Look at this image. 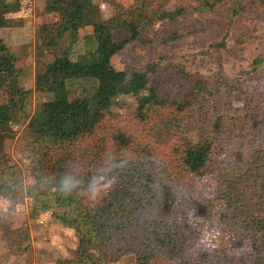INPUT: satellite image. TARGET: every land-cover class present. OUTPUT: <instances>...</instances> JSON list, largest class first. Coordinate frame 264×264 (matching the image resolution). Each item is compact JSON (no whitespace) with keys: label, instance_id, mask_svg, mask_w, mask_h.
<instances>
[{"label":"trees","instance_id":"1","mask_svg":"<svg viewBox=\"0 0 264 264\" xmlns=\"http://www.w3.org/2000/svg\"><path fill=\"white\" fill-rule=\"evenodd\" d=\"M103 1L113 8V16L106 20L93 0H46L40 13L53 16L41 23L37 37L40 49L54 59L34 75V91L51 95L37 106L26 126L35 180L42 175L58 178L71 164L87 174L106 157L111 156L108 165L121 161L120 166L108 168L106 176L113 183L92 205L79 194L64 198L40 183L25 187L33 213L49 211L75 233L76 257L57 264H112L126 253L133 254L135 264H264V253L249 237L242 253L230 254L225 248L203 251L200 233L190 221L192 215L204 217L215 208L218 220L234 227L237 235L255 230L264 242V149L256 148V117L264 116V77L253 82V77H205L181 70L192 87L185 95L171 97L150 86L156 64L126 70L111 64L149 26L211 12L221 0H197L194 6L171 10L165 0H131L128 6ZM8 6L0 0L1 15L15 10ZM263 13L264 0H231L226 18L229 26H237L241 15ZM85 27L92 28L84 37L87 48L71 59L78 32ZM65 38L68 45L61 46ZM15 61L0 38V92L6 96L0 104V190L8 191L16 186L15 165L3 154L1 143L13 114L23 109L30 93L19 84L22 69ZM263 62L256 58L254 68ZM51 71L62 76L52 78ZM79 82L90 84L92 90L79 84L81 93L72 95V84ZM144 92L140 101L150 112L136 114L135 119L149 126L148 137L115 122L110 110L117 97ZM193 134L195 140L190 139ZM164 137L181 151L187 180L206 176L215 181L210 198L193 188L171 198L163 195L164 189L159 193L150 157ZM237 146L247 153L234 163L224 161L223 153ZM129 153L134 157L128 158Z\"/></svg>","mask_w":264,"mask_h":264},{"label":"rangeland","instance_id":"2","mask_svg":"<svg viewBox=\"0 0 264 264\" xmlns=\"http://www.w3.org/2000/svg\"><path fill=\"white\" fill-rule=\"evenodd\" d=\"M45 1L5 0V3L15 10L0 14L3 23V26H0V38L15 55L14 65L22 69L20 86L30 91L23 109L13 114L1 143L3 154L15 165L13 178L17 179V182L11 191L6 188L0 190V195L8 196L13 201L6 210L0 212V264H57L60 260L76 257L77 239L74 231L53 219L49 211L33 213L32 202L25 193V187L29 186L28 181L35 180L27 149L30 143L27 122L37 106L51 97L50 94L36 92L33 88L35 73L42 71L45 65L54 59L51 54L40 49V40L37 37L41 23L53 19L52 15L40 14ZM117 1L123 6L131 4V0ZM230 1L221 0L211 12L193 13L174 22L163 21L149 26L144 29L136 43L127 45L111 59L112 66L117 70H126L143 69L148 64H156L157 70L150 77V86L154 87L158 94H168L171 97L185 95L192 87L191 79L181 74V70L189 75L205 77H253V82H257L259 77H264V62L257 69L253 65L256 58L264 59V13L241 15L237 26H229L226 16ZM93 2L99 7L101 19L106 20L113 16V8L107 2ZM165 2L171 10L181 5L194 6L197 0ZM91 31V27L79 30L77 42L71 49V59L85 52L87 47L84 37ZM65 39L60 43L61 46L68 45V39ZM50 75L52 78L62 76L59 71H51ZM253 82L250 84L255 85ZM79 84L87 91L92 90L90 84L73 83L72 95L81 93L82 86ZM144 94L145 92L139 96L121 95L112 102L110 110L116 116L115 122L122 121L127 127L134 129V132L148 137L149 126L135 119L136 114L150 112L140 101V96ZM5 97V94L0 92V104L5 103ZM256 118V148L264 149V116L258 115ZM190 139L195 140V135H190ZM244 149L237 146L227 150L223 153V160L234 163L238 156L247 153ZM152 152L150 170L160 194V190L164 189L163 195L171 198L175 192L193 188L196 193L211 197L212 188L217 187L215 181L206 176L190 177L187 180L186 171L181 169V151L173 148L167 137H164ZM126 156L134 157L133 153ZM119 162L121 161L108 165V168L120 166ZM104 183L107 190L99 198L94 201L86 198L90 205L105 196L113 180L105 175ZM215 210L214 208L212 214H206L204 217L198 214L190 218L200 233L199 246L203 251L225 248L230 254L242 253L247 250L245 238L249 237L264 253V242L259 238L257 231L250 230L242 236L237 235L234 227L218 220V216L214 214ZM112 264H135V259L133 254L126 253Z\"/></svg>","mask_w":264,"mask_h":264},{"label":"clouds","instance_id":"3","mask_svg":"<svg viewBox=\"0 0 264 264\" xmlns=\"http://www.w3.org/2000/svg\"><path fill=\"white\" fill-rule=\"evenodd\" d=\"M110 160L111 156L106 157L94 169H90L87 174L81 172L77 165L71 164L58 178L42 175L39 181L30 180L28 184L32 186L35 183H40L45 188L52 187L56 194L64 198L79 194L94 201L107 190L104 177L108 172ZM11 204H13V201L8 196L0 195V212L6 210Z\"/></svg>","mask_w":264,"mask_h":264}]
</instances>
